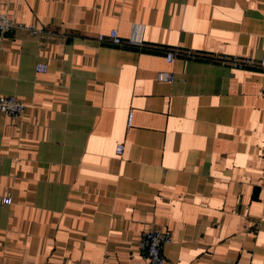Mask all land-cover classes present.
I'll list each match as a JSON object with an SVG mask.
<instances>
[{"label": "crops", "instance_id": "obj_1", "mask_svg": "<svg viewBox=\"0 0 264 264\" xmlns=\"http://www.w3.org/2000/svg\"><path fill=\"white\" fill-rule=\"evenodd\" d=\"M0 13L42 30L0 29V95L26 105L0 114V264H143L148 229L172 232L165 264H264V71L223 62L260 58L264 0H0Z\"/></svg>", "mask_w": 264, "mask_h": 264}, {"label": "built area", "instance_id": "obj_2", "mask_svg": "<svg viewBox=\"0 0 264 264\" xmlns=\"http://www.w3.org/2000/svg\"><path fill=\"white\" fill-rule=\"evenodd\" d=\"M20 26L28 29L33 34H39L42 30L37 28L35 25L27 24H15L11 18L6 13H0V29L7 30L13 26ZM108 37L115 44H122L123 39L120 37L118 30L113 29L109 33ZM106 38L105 34H99V39L104 40ZM177 54H182L179 52V49L172 48L169 49L166 53V61L171 63ZM187 56L196 58L198 54L188 50L186 52ZM224 63H228L230 66L236 68H260L264 71V50L259 59H256L252 56L248 57H235L228 58L225 57L223 60ZM48 66L46 63H38L36 70L38 72H46ZM157 79L159 81H174V75L167 71H160L157 74ZM26 109V105L17 97L13 95H0V114H6L11 117L17 118L21 117ZM132 115L129 116V125H131ZM124 151V145L119 144L116 148V153L122 155ZM2 202L4 204H11L12 197L8 194L2 197ZM172 232L169 230H160V229H148L143 232L140 243H139V252L144 261L143 264H165V258L163 254V248L165 245L169 244L172 241ZM77 264H92L87 261H79Z\"/></svg>", "mask_w": 264, "mask_h": 264}]
</instances>
